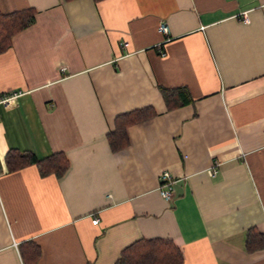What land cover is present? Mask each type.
Masks as SVG:
<instances>
[{"label":"crops","instance_id":"crops-1","mask_svg":"<svg viewBox=\"0 0 264 264\" xmlns=\"http://www.w3.org/2000/svg\"><path fill=\"white\" fill-rule=\"evenodd\" d=\"M29 7L34 23L0 53V94L23 92L0 107V264H115L153 238L181 264H264V0H0ZM158 86L192 101L168 110ZM146 107L112 152L115 117ZM10 149L62 152L68 169L10 171Z\"/></svg>","mask_w":264,"mask_h":264},{"label":"trees","instance_id":"trees-1","mask_svg":"<svg viewBox=\"0 0 264 264\" xmlns=\"http://www.w3.org/2000/svg\"><path fill=\"white\" fill-rule=\"evenodd\" d=\"M98 1L100 0H94V2ZM35 14L36 11L31 7L6 14L0 12V53L10 47L11 38L15 34L34 23ZM158 90L168 110L189 104L192 101L185 87L158 86ZM154 115L155 112L151 107L118 114L114 119L113 129L106 134L110 150L117 152L128 146V128L150 119ZM4 161L10 171L26 165H35L40 176L53 174L56 178H60L68 169V160L62 152L52 153L39 159L31 152H18L15 149H10L6 152ZM247 244L250 249L249 242ZM19 251L24 263H34L40 255L38 245L33 242L20 244ZM181 262V251L171 240L153 238L140 239L126 246L120 252L115 264H181Z\"/></svg>","mask_w":264,"mask_h":264},{"label":"built area","instance_id":"built-area-1","mask_svg":"<svg viewBox=\"0 0 264 264\" xmlns=\"http://www.w3.org/2000/svg\"><path fill=\"white\" fill-rule=\"evenodd\" d=\"M239 19L245 23L249 21L247 16V11H242L238 13ZM158 29L163 34H167L168 26L165 22H160ZM23 94L21 91H12L0 94V107H12L18 103L19 97ZM215 172L214 168L210 171L211 174ZM159 186L158 192L160 196L166 200H169L172 196L173 185L176 180L171 176V174L167 171H163L159 175ZM98 222L97 218L92 219V223L96 224Z\"/></svg>","mask_w":264,"mask_h":264}]
</instances>
